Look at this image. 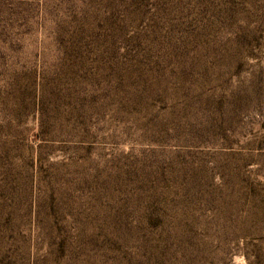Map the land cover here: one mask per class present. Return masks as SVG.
<instances>
[{"label": "rangeland", "instance_id": "rangeland-1", "mask_svg": "<svg viewBox=\"0 0 264 264\" xmlns=\"http://www.w3.org/2000/svg\"><path fill=\"white\" fill-rule=\"evenodd\" d=\"M0 264H264V0H0Z\"/></svg>", "mask_w": 264, "mask_h": 264}]
</instances>
